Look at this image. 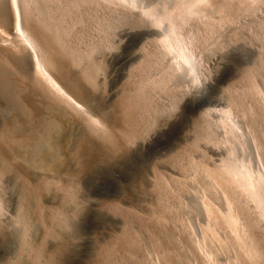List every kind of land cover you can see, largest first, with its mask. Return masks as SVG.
<instances>
[{"label":"rangeland","instance_id":"rangeland-1","mask_svg":"<svg viewBox=\"0 0 264 264\" xmlns=\"http://www.w3.org/2000/svg\"><path fill=\"white\" fill-rule=\"evenodd\" d=\"M8 1L10 0H0V6L2 7L4 4L1 11H4L2 13L5 14L3 16L0 13V18H2L0 33L5 37L6 31L9 34L13 31L11 27H14V17H10L14 16V13L9 15L10 12L12 13L13 7ZM38 1H40V5L33 3L30 5L33 12L30 10L28 14L24 11L28 15L25 13L24 16L27 17H24L26 20L23 21L27 29L36 27L33 26L36 24L35 19L38 18L36 10H34L36 6L39 8L49 6L57 12L65 7L66 15L62 26L67 30L65 39L69 46L80 50V52L86 51L87 47L95 49L92 57L99 63L100 68L96 84L90 85L82 82L84 85L86 84L89 93L96 99L98 112L96 117L101 120L100 118L103 116L101 122L105 123V127H102V130L104 129L109 138L104 139L98 133L92 132V135L90 132L91 137L87 135L88 138L90 137L89 140L85 139L87 136L83 133L85 128L83 122L75 116H71V120L69 116V122L67 117H64L63 120L66 119L68 124L74 121L75 124L70 123V125L73 124V128L67 124L65 125L66 129L60 123L59 126L54 124L58 128H51L48 139L39 145L37 151L31 150L32 147L27 146L19 150L22 145H18V148L17 144L15 147L14 145L10 146L9 141L13 139L17 142L22 137V132H14L15 134H11L10 138L2 129L5 119L13 116L15 112L14 105L10 101L8 102L7 97H4L7 104L0 105V113H2V116L0 115V137L3 139H0V264H203L205 260L207 262L204 264H207L208 260H210V264H264V220H262L264 216L261 214V208H257L259 206L257 204L255 209L254 206L257 202L253 197L250 198V191L247 190L250 188L244 189L242 186L244 192H247V195L244 193L243 196L239 183L222 168L223 161L229 157L232 150V155L235 158L248 159L251 170L256 173L260 172L262 181L264 180V134H262L264 131V101H262L264 98V0H261L262 2L260 0H257L258 2L256 0H212V2L207 0L209 4L205 0H192V4L193 1L195 2L193 5L191 0H183V2L182 0H136L134 3H129L126 0H119V2H117L118 0H107L106 3V0H102L104 2L100 0L102 2V4L100 2L102 5L100 7L99 0H97L98 6H96L95 0V2L91 0H55V2L53 0L52 2L49 0V5L48 0H44L43 4L41 0ZM180 1L182 4H179ZM113 2L116 5H112ZM119 4H122V7H119ZM201 5L205 9L199 8ZM168 6H173L172 10ZM183 6L185 7L183 8ZM216 6L221 8L223 6L224 10L222 8L220 12L221 8ZM207 7L209 13L216 7L215 12L210 13L213 15L211 19ZM146 9L152 11V16L142 13V11H147ZM185 9L190 10L188 12L191 14L186 15ZM217 9L219 10L217 11ZM172 11H175V14H172ZM216 11L217 14L220 12L222 16H224L223 11H225V15L230 12L234 17L230 14L229 17L218 15L220 18H214V20ZM167 12H170L169 14L172 16H168ZM178 12L182 15H179ZM20 13L22 15L23 11ZM196 13L203 15L195 18ZM207 13L208 15H206ZM156 15L161 18L159 25H153L154 23L151 21L152 17ZM205 15L209 18L208 20L203 19ZM190 17L195 18V21L191 22ZM139 18L143 19L142 24H140V20L138 22ZM165 18L166 20H164ZM173 18L175 22H178L179 30L185 26L183 29L187 33H183V29L179 32H182L180 33L182 36H180L184 41L186 36L188 38L185 41L187 50L190 46L191 49L198 47L199 50L201 48L199 53L197 49L189 50L194 65L200 64V66L196 65L199 70H196L194 66V71L188 74H185L181 69L175 72H180L174 77L180 76L181 78H178L183 82L177 81L180 83L176 82L178 87L176 83L174 85L175 78L172 77L174 81L168 79L164 72L168 69L166 65L168 66L170 62L173 63L175 58L172 52H167L161 40L163 34L168 32ZM148 19H150L151 25L148 23ZM220 19H223V22ZM135 21L137 24H134ZM144 21H147L149 25ZM201 21H205V23L202 24ZM207 22L210 23L207 24ZM109 23L112 25L110 26ZM8 25L11 29L7 28ZM202 28L204 31L200 34L199 29L202 30ZM190 29L192 35L188 32ZM193 29L195 30L193 31ZM197 29L200 34L198 36L195 34ZM140 33L144 34L134 45L133 42L139 39L137 35ZM10 35L12 34L10 33ZM7 36L11 39L8 42L14 39ZM195 38L197 47L194 44ZM13 41L11 44L15 45L17 42ZM8 42H3L4 44L1 45L0 40V62L10 70L12 69V72L14 71V75H8L9 78L17 79L16 77H19L21 79L24 77L28 80V74L21 72V61L25 59L28 60L27 62L31 61L29 64L32 63L33 55L29 50L31 48L25 43V45L20 43L24 47L21 51L24 50L25 53H22L18 50L19 47L15 51V46ZM160 42L162 44H159ZM198 42L202 45L199 46ZM5 44H10L14 48ZM193 44L194 47H192ZM169 53L171 54L169 55ZM167 54L172 57L168 59ZM22 55L24 56L21 57ZM164 55L166 56L164 57ZM203 55H206L207 57H204L207 59H203ZM4 57L9 60H5ZM124 57L125 59L126 57L127 59L131 58L129 63L132 65L127 63V67ZM160 57H164L165 61ZM166 57L170 61L169 63L168 61L166 63ZM200 60L203 62L201 63ZM255 62L260 67L255 65ZM66 66V70L71 76L81 80L80 67ZM254 66L257 67L254 68ZM262 67L263 69L260 70ZM52 71L56 73L54 69ZM162 71L165 74L163 78H161ZM21 73L23 76L20 77ZM33 74L35 77L37 76L34 72ZM181 75H184L183 78ZM190 76L191 80L188 78ZM33 78L31 77V79ZM184 78L186 79L182 80ZM158 79L159 82L163 80L160 83L166 84L168 80L169 83L160 85L158 82V85L155 82ZM22 80L24 81V79ZM186 80L188 81L186 82ZM28 81L32 82L30 79ZM37 81L31 86L35 101L41 104L43 102L52 103L50 99H42L38 96ZM20 84L27 87L24 83ZM155 84L158 86L157 89H154L157 87ZM149 93L150 95H148ZM148 96L152 98L150 99ZM202 97L203 100H201ZM261 97H263L262 100ZM126 100L130 102L131 119L129 121L124 119L127 105L125 106L123 102ZM175 101H177L176 105H174ZM200 101H204V105L197 107ZM146 102L148 106L145 107L146 104L143 103ZM21 104L26 106L23 101ZM202 107L204 109L200 110ZM207 107L208 109L211 107L210 111H213V108H218L215 113L214 111L211 112L212 114L209 112L208 115ZM203 113L205 114L203 115ZM26 115L27 113L21 114L19 117L16 116L15 122L19 125L22 123L24 126ZM104 115L106 116L104 117ZM206 117L210 122L206 120ZM153 118L157 123H151ZM232 118L233 120H231ZM234 118L240 128L236 126ZM146 123H151L149 127L152 124L154 127L149 128ZM204 123L207 126L203 125ZM95 126L98 129L101 128L98 123H95ZM197 128L200 131L196 130ZM207 128L213 132L208 131ZM37 131L39 130L37 129ZM127 131H133V138L130 142L128 140L125 143L121 141V135ZM140 133L143 136L139 137ZM37 134L34 140L36 142L40 141L39 135H41L39 133L37 139ZM206 134L211 137L207 136L208 139L205 140ZM218 134L219 136H216ZM222 134L225 135L224 139L221 138ZM214 137H220L221 141ZM197 138L202 141L200 142V139L198 141ZM211 138L217 140L215 141L217 146H212L214 141L210 140ZM250 138L252 146L251 142H249L250 146L248 145ZM243 141H246L247 147ZM113 142L120 143L116 145L117 150L111 151L110 145ZM228 145L230 146L228 147ZM12 147L14 148L12 149ZM241 154L243 158L240 156ZM87 158L89 159L88 165L85 164ZM255 160L259 163H256ZM23 171H26L27 179L24 178ZM34 184L40 186L41 195L38 198L37 196L31 198L27 192V187L34 186ZM207 187L211 190L214 188L218 190L210 191L209 196V190L205 194ZM225 193L229 195H225ZM219 195L226 196L228 200L223 197L224 201H222L223 198ZM249 198L253 201H250ZM204 201L203 205L209 210L202 205ZM226 202L232 212L234 210L236 213L238 212L237 218L240 217V221H243L238 226L235 222L234 229L249 226L243 228L244 232L247 231L246 236H243H250L252 244L254 241V247L256 245L258 247L255 250L246 245L249 237L242 238L240 236L242 232L239 233L238 230L236 232L223 219L221 212H225ZM201 211L204 215L200 213ZM261 215L263 217L260 219ZM237 218L235 217L236 221L239 220ZM204 219H211V221L205 222ZM210 222L212 225L213 222L215 223L213 228H210ZM206 223L209 224V230L204 227ZM200 227L204 228L200 229ZM212 229L214 230L212 231ZM217 230H221V235H217L219 233ZM207 232L212 239L207 235ZM236 233L240 234L238 236L243 239L242 243L246 239L245 245H243L247 247H243L242 243H239V240L242 239L237 238ZM205 234L208 237H205ZM226 246L228 247L226 248ZM201 254L205 255L204 258L208 257L204 260Z\"/></svg>","mask_w":264,"mask_h":264},{"label":"bare ground","instance_id":"bare-ground-1","mask_svg":"<svg viewBox=\"0 0 264 264\" xmlns=\"http://www.w3.org/2000/svg\"><path fill=\"white\" fill-rule=\"evenodd\" d=\"M42 1V4H43V2H44V0H41ZM52 2H53V0H51ZM56 1H58V0H56ZM68 1V0H67ZM91 1H94V0H91ZM96 1V2H95ZM94 2H95V4H96V6H98L97 5V0H95ZM102 1V0H101ZM100 0H99V2H98V4H100V2H101ZM126 1H128L129 3H134L136 0H126ZM141 1V0H140ZM174 1V0H173ZM244 1V0H243ZM252 1V0H251ZM257 1V0H256ZM261 1V0H260ZM8 2H11V6L13 7L12 9H13V11H12V13L10 12V14L9 15H11V14H13L14 13V16H10V17H14V24H13V26L14 27H11V28H13V31L12 32H9V34H7L8 32L6 31V37L3 35V34H1L0 33V36L1 35H3V36H1L2 38L0 39L1 40V45H3L4 43L3 42H8L9 40H11V39H9L8 38V36L7 35H9L10 36V38H14V39H12V41L13 42H17V43H15V45L14 44H11L12 43V41H10V42H8V43H10L11 45H14L15 46V51H16V49L18 48V50H22V48H24V47H22V44L20 45V43H23V45H25V44H27V45H29V48H31V49H29V50H31L32 51V54L31 55H33V58H32V63H30L29 64V62H31L30 60H29V62H27L25 59H23L22 61H21V67H22V73H24V72H26L28 75H27V77H28V80L30 79V81H32L31 83L28 81V80H26L24 77L22 78L21 76H23V74L21 73V75H20V77H21V79L19 78V77H16L17 79H15V78H9L8 77V75H12L13 74V72L10 70V68H8L6 65H4V64H2L1 62H0V80H2V81H4V82H6V89H5V96L4 97H7L8 98V102L10 101L11 103H12V105H14V107H15V112L13 113V116H11V117H9V118H7V119H5V121H4V123H3V127H2V129L5 131V133L8 135V136H10V138H11V134H15L14 132H22V137L21 138H19L18 140H17V142H15L16 140H13V139H10V141H9V145L10 146H13L14 145V147H15V144H17L16 146H17V148L19 147L18 145H22L21 147H20V149L19 150H21V149H23L22 147H25V146H27V147H32V149L31 150H34V151H37L38 149H39V145H41V143L42 142H44L46 139H48V137H49V133L51 132V130L58 124V126L61 124L62 126H64V128H65V125L67 124V125H70V123L72 122H70L69 124L66 122L67 120H68V122L70 121V119L68 118L69 116H70V118H71V120H72V117L73 116H75L77 119H79L81 122H83V125H85V128L83 129V133L87 136V135H89V133L91 132H94V133H98L99 134V136H101V137H103L104 139H108L109 138V136H107V133L104 131V129L102 130V127H105V123H103V122H101V120H103L102 119V117L100 118L101 120H99V118H97L96 117V115L98 114V112H97V104L95 103V100L96 99H94V97L91 95V93H89V88H87L86 87V84L84 85V83L82 82V81H84L85 83H88V84H94L95 82H96V80H97V77H98V75H97V73L99 72V63L97 62V61H95L94 60V58L92 57V53H93V51L95 50H93L91 47L88 49V47H87V49H86V51H82V52H80V50L78 51V50H75L74 48H72L71 46H69V44L67 43V40L65 39V37H66V35H67V30L62 26V21H63V19H64V17H65V15H66V13L64 12V9H65V7L64 6H62V7H64V9L62 10L61 9V11H54V10H52V8L51 7H44V8H39L38 6H36L35 7V9L34 10H36V16L38 17V18H36L35 20H36V24H34L33 26H36L35 28L34 27H30V28H28L27 29V27L26 26H24V25H26L25 24V22L23 23V21H25L26 19V17L28 16L27 15V13L29 14L30 12V10L32 11V7L30 8V5H31V3H33V4H39V2L40 1H38V0H10V1H8ZM48 2V5H49V0L47 1ZM54 2H55V0H54ZM94 2H93V4H94ZM102 2H104V1H102ZM102 2H101V4H102ZM106 3H107V0L105 1ZM116 2V1H115ZM115 2H113V4L112 5H116L115 4ZM117 2H119V0L117 1ZM182 2H183V0H182ZM182 2L180 1L179 2V4H182ZM205 2H208V4H209V1H207V0H205ZM210 2H212V0H210ZM246 2V1H245ZM253 2H255V1H253ZM253 2H252V4H253ZM258 2V1H257ZM262 2V1H261ZM1 4H2V2H1ZM33 4H32V6H33ZM41 4V5H42ZM99 5V7L100 6H102V5ZM122 4H124V2L122 1ZM122 4H119L120 6L119 7H122L121 5ZM171 4V3H170ZM174 4H177V2H174ZM174 4H173V6H174ZM188 4H190V2H188ZM191 4H192V0H191ZM190 4V5H191ZM193 4H195V2L193 1ZM192 4V5H193ZM200 4H202V2H200ZM199 4V5H200ZM251 4V5H252ZM40 5V4H39ZM47 5V4H46ZM185 5V4H184ZM191 5V6H192ZM206 5V4H205ZM10 6V7H11ZM78 6V5H77ZM117 6H118V4H117ZM124 6V5H123ZM130 6V5H129ZM144 6H146V5H144ZM172 6V7H173ZM180 6V5H179ZM179 6H178V8H179ZM185 6H187V4L185 5ZM185 6H183V8L185 7ZM203 5H201V6H199V8H201ZM211 6V5H210ZM4 7V4L2 5V7L0 6V13H2V12H4V11H1V9ZM6 7V6H5ZM66 7H67V5H66ZM76 7V6H75ZM134 7V6H133ZM157 7V6H156ZM171 7V6H170ZM170 7L168 6V8L170 9ZM172 7H171V10H172ZM188 7H190V6H188ZM196 7V6H195ZM198 7V6H197ZM217 7V6H216ZM216 7H214L215 9H216ZM220 6H218L217 8H219ZM127 8V7H126ZM140 8V7H139ZM167 8V7H166ZM194 8V7H193ZM199 8H195V9H199ZM202 8H204V7H202ZM221 8V7H220ZM222 8H223V10H224V7L222 6ZM222 8L220 9V12L222 11ZM11 8H9V10H10ZM11 9V10H12ZM55 9V8H54ZM60 9V8H59ZM128 9V8H127ZM143 9V8H142ZM191 9V8H190ZM205 9V8H204ZM207 9H208V7H207ZM215 9L213 10V11H211L210 13H214L215 12ZM3 10V9H2ZM4 10H6V9H4ZM130 10H131V7H130ZM147 10V9H146ZM174 10H175V7H174ZM184 10V9H183ZM183 10H179V11H183ZM186 10V9H185ZM202 10V9H201ZM219 9H217V11H218ZM21 11H23V13H22V15H21ZM24 11H26V12H24ZM113 11V10H112ZM142 11V10H141ZM188 11H190V10H188ZM187 10H186V12L187 13H185L186 15L188 14V13H190V12H188ZM192 11V10H191ZM200 11V10H199ZM203 11V10H202ZM201 11V12H202ZM217 11H216V17L214 16L213 17V19L215 18V19H219L222 15H221V13L219 12V14H217ZM226 11V10H225ZM225 11H223L222 13L224 14V16L225 17H229L228 15L230 14V16H232V17H234L233 15H232V13H230L229 12V14L227 13V15H225ZM254 11V10H253ZM33 12V11H32ZM74 12V11H73ZM140 12V11H139ZM138 12V13H139ZM207 12L209 13V9L207 10ZM25 13H26V15L27 16H24L25 15ZM34 13H35V11H34ZM70 13V12H69ZM141 13V12H140ZM142 13H144L145 15H150V16H152V11H150V10H147V11H142ZM156 14H157V12H155ZM159 13V12H158ZM168 13V12H167ZM170 13V12H169ZM168 13V14H169ZM175 14V11L173 12L172 11V14ZM179 13V12H178ZM204 13V12H203ZM208 13L206 14V15H208ZM209 13V15H210V19H211V17L213 16V15H211ZM73 14V13H72ZM144 14H141V15H144ZM172 14H169L168 16H172ZM184 14V15H185ZM191 14V13H190ZM193 14V13H192ZM202 13H196L195 15H194V17L196 18L197 16H200ZM1 15V14H0ZM2 15L4 16L5 14H3L2 13ZM138 15V14H137ZM179 15H182V14H180L179 13ZM203 15V14H202ZM206 15L205 16H203V19L205 18V19H209V18H207L206 17ZM218 15H220V17L218 16ZM224 16H222V17H224ZM7 17V16H6ZM25 17V18H24ZM143 19H144V17L143 16H141ZM162 17H163V15H162ZM175 17V16H174ZM184 17V16H183ZM192 17H193V15H192ZM192 17H190L191 18V22H193V21H195V18H192ZM209 17V16H208ZM218 17V18H217ZM231 17V18H232ZM12 18H11V20H12ZM23 18V19H22ZM71 18H73V17H71ZM124 18V17H123ZM138 19V22H139V20H140V22L143 20V19ZM151 18V17H150ZM180 18V17H179ZM187 18V17H186ZM4 19V18H3ZM178 19V18H177ZM185 19V18H184ZM199 19H201L200 17H199ZM214 19V20H215ZM145 20V19H144ZM164 20H166V18L164 19ZM175 19L173 18L172 19V22H171V24H170V26H169V23H168V26H169V29H168V32L166 33V34H163V37H162V43H163V45H164V47L166 48V50H167V52H172L173 53V57L175 58V60H174V62L172 63V62H170V61H168L167 60V57H168V59L169 58H171V57H169V55L171 54V53H169V55L166 57V63H167V61H168V63L170 62V64H168V66L166 65V67L168 68V69H166L165 71H164V69H163V71L165 72V74H167V78L169 79H174L175 80V82H174V85H175V83L177 82V81H180L181 79H179L178 77H180V76H178V77H174V75L176 74V76H177V73H180V72H177V73H175L177 70H179V69H181L185 74H188V73H190V72H193L194 71V66H195V68H196V70L198 69L199 70V68H198V66H200V64L198 65V63L197 64H195L194 65V62H193V60H192V55H191V53H190V51L189 50H193V49H197L198 47L196 46V44H195V42L197 41L196 40V38H195V41L194 40H192V41H194V44H195V46L197 47V48H192L191 49V46H190V48H188V50H187V46H185V44H187V43H185V41H186V38H187V36L186 35H188V34H186L185 36H186V38H184L185 39V41L181 38V34L180 33H182V32H179V31H181V30H179V25H178V22L176 23L175 21H174ZM193 20V21H192ZM213 20V21H214ZM223 20V19H222ZM221 19H220V21H222ZM2 21V18H0V22ZM4 21V20H3ZM5 21H7V19H5ZM4 21V22H5ZM123 21V20H122ZM137 21V20H136ZM135 21V22H136ZM150 19H148V23L150 24ZM151 21L154 23L153 25H159V23L161 22V18L158 16V15H156V16H154V17H152V19H151ZM180 21V20H179ZM181 21H182V17H181ZM181 21H180V23H181ZM185 21H186V19H185ZM187 21H188V19H187ZM196 21H197V19H196ZM230 21H231V19H230ZM232 21H233V19H232ZM124 22V21H123ZM168 22H169V19H168ZM202 22V21H201ZM212 22V21H211ZM223 22V21H222ZM227 22H228V20H227ZM11 23V22H10ZM71 23V22H70ZM112 23V22H111ZM129 23V22H128ZM144 23L146 24L147 23V21H144ZM147 23V24H148ZM179 23V24H180ZM186 23V22H185ZM184 23V24H185ZM198 23H200V21L198 20ZM203 23H205V21L204 22H202V24ZM208 23H210V22H207V24ZM217 23H219V22H217ZM216 23V24H217ZM230 23V22H229ZM3 24H5L6 25V23H3ZM12 24V23H11ZM10 24V25H11ZM131 24H133V23H131ZM134 24H137V22L136 23H134ZM134 24H133V26H134ZM140 24H142V22L140 23ZM148 24V25H149ZM183 24V23H182ZM2 25V24H1ZM109 25H110V23H109ZM112 25V24H111ZM110 25V26H111ZM129 25V24H128ZM151 25V24H150ZM186 25H188V24H186ZM190 25H191V23H190ZM190 25H188V27H190ZM106 26V25H105ZM162 26V25H161ZM180 26H182V25H180ZM193 26V25H192ZM191 26V27H192ZM197 26H198V24H197ZM203 26V25H202ZM208 26V25H207ZM1 27V26H0ZM135 27V26H134ZM159 27V26H158ZM196 27V26H195ZM194 27V28H195ZM201 27V26H200ZM199 27V28H200ZM5 28V27H4ZM3 28V29H4ZM7 28H9V25H8V27ZM11 28H9V29H11ZM67 28V27H66ZM140 28V27H139ZM163 28H165V27H163ZM193 28V27H192ZM198 28V27H197ZM3 29H1V30H3ZM166 29V28H165ZM188 29V28H187ZM196 29V28H195ZM195 29H193V31L195 30ZM160 30V29H159ZM198 30V29H197ZM200 30V34H201V32H203L204 30H203V28H202V30L201 29H199ZM199 30L198 31H196L197 33H195L197 36L198 35H200V34H198L199 33ZM209 30V29H208ZM207 30V31H208ZM183 31V33L184 32H186L187 33V31H185L184 29L182 30ZM191 31V29L190 30H188V32H190ZM2 32V31H1ZM2 33H5V32H2ZM10 33L12 34V35H10ZM139 33V32H138ZM137 33V34H138ZM145 33H147V32H145ZM193 33V32H192ZM70 34V33H69ZM68 34V35H69ZM104 34V33H103ZM144 33H140V35H137L138 36V40H135L133 43H134V45L137 43V42H139V40L141 39V37H142V35H143ZM160 34V33H159ZM158 34V35H159ZM190 34H191V32H190ZM239 34V33H238ZM154 35V34H153ZM181 35V36H180ZM184 35V34H183ZM192 35V34H191ZM196 35H194V36H196ZM12 36V37H11ZM161 36V35H160ZM184 36V37H185ZM188 36H190V35H188ZM196 36V37H197ZM6 39H5V38ZM68 37V36H67ZM146 37V36H145ZM7 38H8V40H7ZM16 38H17V40H16ZM147 38V37H146ZM157 38V36L155 37V39ZM158 38H159V36H158ZM198 39H199V37H197ZM7 40V41H5V40ZM137 39V38H136ZM188 39V38H187ZM202 39V38H201ZM218 39V38H217ZM131 40V39H130ZM160 40V41H161ZM3 41V42H2ZM133 41V40H132ZM157 41V40H156ZM155 41V42H156ZM192 41H191V43H192ZM198 41H200V40H198ZM25 43V44H24ZM161 42L159 43V44H162ZM199 43V42H198ZM10 44H5V45H9L10 47H12ZM112 44V43H111ZM194 44H193V46L192 47H194ZM21 47H20V46ZM128 45H129V43H128ZM158 45V44H157ZM198 45V44H197ZM200 45H202V44H200L199 43V46ZM6 46V47H7ZM94 46V45H93ZM100 46V45H99ZM161 46V45H160ZM95 47V46H94ZM109 47V46H108ZM112 47H113V45H112ZM164 47H162V48H164ZM12 48H14V47H12ZM156 48L158 49V46H156ZM26 49V48H25ZM101 49V48H100ZM201 48H199V50H200ZM17 50V51H18ZM113 50V49H112ZM198 50V49H197ZM199 50H198V53H199ZM24 51V50H23ZM23 51H21L22 53H25V52H23ZM98 51V50H97ZM97 51H95V52H97ZM159 51V50H158ZM163 51V50H162ZM161 51V52H162ZM196 50H194V52H195ZM213 51V50H212ZM19 52V51H18ZM21 52H19V53H21ZM160 52V51H159ZM197 52V51H196ZM16 54V53H15ZM94 54V53H93ZM128 54V53H127ZM126 54V55H127ZM160 54V53H159ZM165 54H166V52H165ZM203 54H204V51H203ZM7 55V54H6ZM5 55V56H6ZM18 55V54H17ZM125 55V56H126ZM196 55H198L197 53H196ZM195 55V56H196ZM201 55H202V52H201ZM8 56V55H7ZM24 55H22L21 57H23ZM93 56H95L96 57V55H93ZM161 56H162V54H161ZM166 55H164V57H165ZM200 56V55H199ZM199 56H198V58H199ZM204 56H206V55H203V59L205 58ZM1 57V56H0ZM10 57V56H9ZM129 57V56H128ZM164 57H160V59L162 58H164ZM207 57V56H206ZM4 58H6L5 60H7V57H4ZM25 58V57H24ZM196 58V57H195ZM197 58V59H198ZM11 59V58H10ZM13 59V58H12ZM123 59H125V57L123 58ZM196 59V60H197ZM205 59H207V58H205ZM9 60V59H8ZM7 60V61H8ZM132 59L131 58H129V59H127V57H126V59H125V63H126V66H127V63H129L130 61H131ZM124 61V60H123ZM163 61H165L164 59H163ZM197 62H198V60H197ZM200 62L202 63L203 62V60H200ZM10 63V62H9ZM172 63V64H171ZM196 63V62H195ZM206 63V62H205ZM256 63V62H255ZM254 63V64H255ZM257 63H258V61H257ZM257 63L255 64V65H257ZM130 65H132L131 63H129ZM128 64V65H129ZM204 64V63H203ZM15 65V64H14ZM17 66H19L18 64H16ZM66 65H68L69 67H73V66H76V67H80V70H81V80L80 79H78L77 77L75 78V77H73V76H71L69 73H68V71L66 70V68H67V66ZM129 65V66H130ZM196 65H198V66H196ZM202 65V64H201ZM261 65V64H260ZM16 66V67H17ZM123 66V65H122ZM258 67H260L259 65H257ZM257 66H254V68H256ZM262 66V65H261ZM128 67V66H127ZM131 67V66H130ZM162 67V66H161ZM163 67H165V65H163ZM202 67H203V65H202ZM253 67H252V69H254ZM26 69V70H25ZM55 70L56 71V73H53V71L52 70ZM155 69V68H154ZM202 69V68H201ZM259 69V68H258ZM258 69H256L257 71H258ZM263 69V67L262 68H260V70H262ZM159 70V69H158ZM162 70V69H161ZM163 71H162V77L161 78H163V76L165 75L164 73H163ZM33 72L37 75L36 77H35V75L33 74ZM167 72V73H166ZM254 72H256V71H254ZM17 73V72H16ZM199 73V72H198ZM198 73H197V76H198ZM249 73V72H248ZM259 73V72H258ZM32 74H33V76H32ZM156 74V73H155ZM255 74H257V73H255ZM14 75V74H13ZM178 75H180V74H178ZM182 76V75H181ZM184 76V75H183ZM183 76H182V78H183ZM200 76H202V75H200ZM31 77H34L33 79H31ZM172 77H174V78H172ZM36 78V79H35ZM167 78H165V79H167ZM176 78H177V80H176ZM181 78V77H180ZM188 78H190V80H191V76L190 77H188ZM200 78V77H199ZM22 79H24V81L22 80ZM148 79V78H147ZM160 79V78H159ZM159 79H158V81H155L157 84H158V82H159ZM179 79V80H178ZM186 78H184V79H182V80H185ZM36 80H38L37 81V83H38V91H37V94H38V96H40V97H42V99L43 98H45V99H47V100H51L52 101V103L51 102H43L42 104L41 103H38V102H36L35 101V99H34V97H33V93H32V87L31 86H33L32 85V83H34V82H36ZM162 80V79H161ZM172 80H170V82H173ZM163 81V80H162ZM162 81H160V82H162ZM169 81V80H168ZM167 81V83H169ZM188 80H186V82H187ZM196 81V80H195ZM153 82V81H152ZM159 82V83H160ZM20 83H24V84H26L27 85V87H23V85H21ZM154 83V82H153ZM152 83V84H153ZM166 83V84H167ZM177 83H179V82H177ZM177 83H176V86H177ZM180 83H183V82H181L180 81ZM179 83V84H180ZM191 83V82H190ZM96 84V83H95ZM162 84H165V83H160V85H162ZM165 84V85H166ZM178 84V85H179ZM185 84V83H184ZM26 85H24V86H26ZM156 85V84H155ZM159 85V84H158ZM153 86V85H152ZM151 86V87H152ZM157 86V85H156ZM164 86V85H163ZM184 86V85H183ZM155 87V86H154ZM178 87V86H177ZM180 87V86H179ZM214 87V86H213ZM153 88V87H152ZM151 88V89H152ZM158 88V86L156 87V88H154V89H157ZM210 88H211V86H210ZM148 89V88H147ZM150 89V90H151ZM149 90V91H150ZM187 90V89H186ZM153 91V90H152ZM152 91H151V93H152ZM184 91V90H183ZM91 92V91H90ZM93 92H94V90H93ZM259 92V91H258ZM22 93V94H21ZM186 93V92H185ZM205 93V92H204ZM36 94V95H37ZM148 95H150V93L148 94ZM263 95V94H262ZM152 96V95H151ZM196 96H197V94H196ZM205 96H206V94H205ZM264 96V95H263ZM36 97V96H35ZM204 97V96H203ZM203 97H202V99L201 100H203ZM6 98V99H7ZM148 98H150L149 96H148ZM152 98V97H151ZM150 98V99H151ZM205 98V97H204ZM262 98L263 97H261V100H262ZM20 99H21V101H23V102H25L26 103V106H22V104H21V101H20ZM143 99V98H142ZM177 99V98H176ZM5 100V99H4ZM132 100H134V99H132ZM262 101H264V98H263V100ZM141 102V101H140ZM10 103V104H11ZM124 104H125V106H126V109H127V112L125 111V113H124V119L125 120H127V121H129L131 118H130V102H128L127 100H126V102H123ZM133 103V102H132ZM136 103V102H135ZM175 104L174 105H176V103H177V101H175L174 102ZM206 103H208V102H206ZM263 103V102H262ZM5 104H7L6 102H5ZM9 104V103H8ZM138 104V103H137ZM140 104V103H139ZM143 104H146L145 105V107L146 106H148L147 105V102L146 103H143ZM198 104V103H197ZM11 105V106H12ZM170 105V104H169ZM173 105V104H172ZM204 105V101H200V103L197 105V107H201V106H203ZM216 106V105H215ZM7 107V106H6ZM144 107V106H143ZM213 107V106H212ZM221 107V106H220ZM224 107V106H223ZM3 108H5L4 106H3ZM10 108V107H9ZM12 108V107H11ZM171 108V107H170ZM177 108V107H176ZM216 108H218V107H216ZM216 108H213V111H214V113H215V110H216ZM228 108V107H227ZM14 109V108H13ZM16 109H18V110H16ZM27 109V110H26ZM196 110H197V108H195ZM203 110L204 108L202 107V108H200V110ZM210 110H211V107L209 108ZM208 109V107H207V111L209 110ZM220 109V108H219ZM5 110V109H4ZM99 110V109H98ZM133 110V109H132ZM137 110V109H136ZM145 110V109H144ZM149 110V109H148ZM205 110H206V108H205ZM204 110V112H206ZM208 111V115H209V112H210V114H212L211 112H213V111ZM223 110V109H222ZM224 110H225V108H224ZM11 111V110H10ZM67 111H69V112H67ZM145 111H147V110H145ZM163 111V110H162ZM217 111V110H216ZM220 111V110H219ZM12 112V111H11ZM225 112V111H224ZM233 112V111H232ZM27 113V115H26V119L24 120V122L26 121V124L23 126L22 125V123H20L21 125H19V124H17V122H15V120L17 119V117L16 116H18L19 117V115H21V114H23V115H25ZM52 113V114H51ZM69 113V114H68ZM72 113V114H71ZM134 113H136V112H134ZM147 113V116L149 117V115H148V112H146ZM228 113V112H227ZM205 113H203V115H204ZM217 114V113H216ZM220 114V113H219ZM229 114V113H228ZM101 115V114H100ZM224 115H225V113H224ZM236 115V114H235ZM2 116V115H1ZM72 116V117H71ZM106 115H104V117H105ZM138 116V115H137ZM212 116V115H211ZM64 117H67L65 120H63L64 119ZM139 117V116H138ZM155 117V116H154ZM165 117V116H164ZM167 117V116H166ZM205 117V116H204ZM223 117H226V116H223ZM222 117V118H223ZM236 117V116H235ZM144 118V117H143ZM157 118V117H156ZM215 118V117H214ZM213 118V119H214ZM218 118H219V115H218ZM238 118V117H237ZM77 119H76V121H77ZM148 119V118H147ZM209 119V118H208ZM235 120H236V118H234ZM78 120V122H80ZM156 120V119H155ZM154 120V118H153V121H151V123L152 122H155V123H157L156 121ZM206 120H207V117H206ZM222 120V119H221ZM231 120H233V118L231 119ZM19 121H20V119H19ZM140 121H142V120H140ZM208 122H210L209 120H207ZM224 121V120H223ZM230 121V120H229ZM239 121V120H238ZM64 122H66L65 124H64ZM80 122V123H81ZM203 122V121H202ZM225 122V121H224ZM237 120L235 121V124H236V126L238 127V128H240V126H238L237 125ZM60 123V124H59ZM72 123H74V121L72 122ZM95 123H98V125L99 126H101L100 124H104V125H102L101 126V128L99 127V129L97 128V126H95ZM151 123H149V124H147L148 125V127H149V125L151 124ZM155 123H154V125H155ZM221 123V122H220ZM233 123H234V121H233ZM239 123V122H238ZM54 124H56V125H54ZM64 124V125H63ZM75 124V123H74ZM132 124V123H131ZM131 124H130V127H131ZM209 124V123H208ZM211 124V123H210ZM229 124V123H228ZM235 124H232V125H235ZM136 125H138V124H136ZM139 125H140V123H139ZM138 125V126H139ZM203 125H205V123L203 124ZM72 128H73V124L72 125H70ZM80 126V125H79ZM144 126V125H143ZM199 126V125H198ZM205 126H207V124L205 125ZM204 126V127H205ZM209 126V125H208ZM210 126H213V125H210ZM70 127V128H71ZM134 127H135V125H134ZM151 128H153L154 126H153V124H152V126H150ZM149 127V128H150ZM196 127H197V125H196ZM195 127V128H196ZM200 127V126H199ZM224 127V126H223ZM234 127V126H233ZM236 127V128H237ZM52 128V129H51ZM56 128V127H55ZM58 128V127H57ZM56 128V129H57ZM80 128V127H79ZM209 128V127H208ZM207 128V129H208ZM211 128H213V127H211ZM227 128V127H226ZM236 128H234V129H236ZM37 129L40 131L41 130V132H39V131H37ZM66 129V128H65ZM131 129V128H130ZM137 129H139V128H137ZM201 129V128H200ZM210 129V128H209ZM208 129V131H212L213 132V130H209ZM230 129H231V127H230ZM64 130V129H63ZM142 130V129H141ZM144 130H145V127H144ZM196 130H199V128H197ZM195 130V131H196ZM202 130V129H201ZM233 130V129H232ZM240 130V129H239ZM68 131V130H67ZM66 131V132H67ZM136 131V130H135ZM134 131V132H135ZM200 131V130H199ZM204 131V130H203ZM206 131V130H205ZM207 131V132H208ZM236 131V130H235ZM238 131V130H237ZM241 131V130H240ZM239 131V132H240ZM41 134V135H39V133ZM133 132V131H132ZM131 131L130 132H123L122 133V135H121V141H123V142H127L128 140H129V142H130V140L133 138V133H132ZM211 132V133H212ZM242 132V131H241ZM263 133L262 134H264V131H262ZM38 133V134H37ZM63 133H64V131H63ZM69 133V132H68ZM143 133V132H142ZM196 133V132H195ZM200 133V132H199ZM206 133V132H205ZM210 133V134H211ZM215 134H217L216 132H214ZM219 133H221V132H219ZM36 134H37V139H38V135L40 136V141L39 140H37L38 142H36V141H34L35 140V136H36ZM193 134V133H192ZM203 134H204V132H203ZM202 134V135H203ZM225 134V133H224ZM228 134V133H227ZM238 134V133H237ZM242 134H243V132H242ZM92 135H93V133H92ZM197 135V134H196ZM205 135V134H204ZM203 135V136H204ZM223 135V134H222ZM241 135V134H240ZM90 137H91V135H89ZM113 136V135H112ZM136 136V135H135ZM140 136H143V134L141 135V133H140V135H139V137ZM199 136H200V134H199ZM207 134H206V137H205V140H206V138H207ZM216 136H219V134L218 135H216ZM225 135H223V136H221V138H223ZM82 137V136H81ZM89 137V138H90ZM208 137H211V136H208ZM242 137V136H241ZM13 138H14V136H13ZM83 138V137H82ZM89 138H88V136L85 138V139H88L89 140ZM93 138V137H92ZM135 138V137H134ZM137 138H138V136H137ZM213 138V137H212ZM210 139V140H213L214 141V143L212 144V146L213 145H215V146H217L215 143V141H217V140H215V139ZM214 138H217V139H219L218 137H214ZM239 138H240V136H239ZM244 138V137H243ZM264 138V137H263ZM0 139H2L1 137H0ZM15 139V138H14ZM103 139V140H104ZM136 139V138H135ZM200 139V138H199ZM199 139L197 138V140L199 141ZM208 139V138H207ZM224 139V138H223ZM3 140V139H2ZM134 140V139H133ZM195 140H196V138H195ZM210 140H208L209 141V143H211L210 142ZM220 140V139H219ZM236 140V139H235ZM254 140V139H253ZM202 141V139H200V142ZM207 141V142H208ZM221 141V140H220ZM240 141V140H239ZM252 140H251V138H250V140H248V145H249V142H251ZM106 142V141H105ZM125 142V143H126ZM204 142H206V141H204ZM203 142V143H204ZM224 142V141H223ZM237 142V141H236ZM2 143H4L3 141H2ZM76 143V142H75ZM74 143V144H75ZM120 142H117V143H112L111 145H110V150L111 151H113L114 149H116V145H118ZM240 143H241V141H240ZM243 143H244V145H245V147H247L248 145H247V143H246V141H243ZM80 144V143H79ZM123 144V143H122ZM234 144V143H233ZM237 144H239V142L237 143ZM77 145V144H76ZM208 145V144H207ZM242 146H244L243 144H241ZM250 145L252 146V142L250 143ZM249 145V146H250ZM256 145H257V143H256ZM1 146H3V145H1ZM4 146H5V144H4ZM107 146V145H106ZM230 145H228V147H229ZM240 146V144L238 145V147ZM258 146V145H257ZM14 147H12V149L14 148ZM119 147V146H118ZM263 147V146H262ZM16 148V149H17ZM42 148V147H41ZM155 148V147H154ZM232 148V147H231ZM237 148V147H236ZM16 149H14V150H16ZM53 149V148H52ZM84 149V148H83ZM27 149L25 148V151H26ZM30 150V149H29ZM30 150V151H31ZM82 150V149H81ZM117 150V149H116ZM252 150V149H251ZM17 151V150H16ZM24 151V150H23ZM255 151V150H254ZM20 152V151H19ZM232 150H231V152H230V155H229V157H227L224 161H223V163H222V168L224 169V171L227 173V174H230L231 176H233L235 179H236V182H238L239 183V188H240V186H241V188L240 189H242L243 187H244V189L247 187V188H250V189H247V190H249L250 191V198H252L253 197V199L255 200V202H257V203H255V209H256V205L258 206L257 208H261V214L264 216V180L262 181V177H261V175L259 174V173H256L255 171L253 172L252 170H251V168H250V161L248 160V159H238L239 157H237V158H235L233 155H232ZM16 153V152H15ZM236 153V152H235ZM241 153V152H240ZM255 153V152H254ZM18 154V153H17ZM47 155V154H46ZM242 158H243V156H242V154L240 155ZM248 156V155H247ZM246 156V157H247ZM258 158V157H257ZM255 159V158H254ZM42 160V159H41ZM44 160H46V158H44ZM24 161H25V159H24ZM43 161V160H42ZM256 161V163H259V162H257V160H255ZM13 162H15V161H13ZM88 163H89V159L87 158V159H85V164H87L88 165ZM40 165H42V164H40ZM257 165V164H256ZM258 168H259V166H257ZM256 167V168H257ZM262 167V166H261ZM255 168V167H254ZM263 169V168H262ZM261 169V170H262ZM260 170V169H259ZM24 172V178L25 179H27V173H26V171H23ZM262 172V171H261ZM262 174V173H261ZM38 176V175H37ZM264 176V175H263ZM29 178V177H28ZM59 180V179H58ZM49 182V181H48ZM69 182V181H68ZM64 183V182H63ZM62 183V184H63ZM37 184V183H36ZM66 184V183H65ZM27 185H28V183H27ZM60 185V184H59ZM73 185V184H72ZM66 186V185H65ZM76 186V185H75ZM243 186V187H242ZM39 187L40 186H38V185H35L34 184V186H30V187H27V192H28V194H29V196H31V198H32V196H37V198H38V196H40L41 194H40V189H39ZM68 187V186H67ZM66 187V188H67ZM72 187H74V186H72ZM216 187V186H215ZM62 188V187H61ZM64 188V187H63ZM68 188H70V187H68ZM65 189V188H64ZM70 189H72V188H70ZM70 189H68L69 191H70ZM74 189V188H73ZM217 189V188H216ZM215 188L214 189H212V190H216ZM244 189H242V191H243V196H244V193L247 195V192H244L245 190ZM208 190H209V192H208ZM211 189H209L208 187H207V191H206V189H205V194H207V192L209 193V196H210V191H212ZM218 190V189H217ZM239 190V189H238ZM66 191H67V189H66ZM76 192H77V190H76ZM213 192V191H212ZM68 193V192H67ZM249 193V192H248ZM74 194V193H73ZM200 195H201V193H200ZM225 195H229V194H226L225 193ZM252 195V196H251ZM220 197L222 196V195H219ZM201 197V196H200ZM218 197V196H217ZM224 196H222V198H223ZM247 197V196H246ZM30 198V197H29ZM215 198V197H214ZM225 199H227L228 200V198H226V196L224 197ZM224 198L222 199V201H224ZM249 198V199H250ZM200 199V198H199ZM210 199H212V198H210ZM31 200V199H30ZM252 199H250V201H251ZM253 201V200H252ZM200 202V201H199ZM202 202H203V200H202ZM233 202V201H232ZM249 202V201H248ZM225 203V202H224ZM231 203V202H230ZM230 203H229V205H230ZM251 203V202H250ZM253 203V202H252ZM203 204H205V201H204V203H202V205ZM215 204V203H214ZM218 204H220V203H218ZM228 203L226 202V205H227ZM217 205V204H216ZM220 205H222V204H220ZM40 206V205H39ZM197 206V205H196ZM203 206H205V205H203ZM225 206V205H224ZM234 206V205H233ZM232 206V207H233ZM198 207H199V204H198ZM206 207V206H205ZM222 207V206H221ZM229 207L230 206H226L225 207V212L223 213V212H221L223 215H222V217H224L223 219L228 223L227 225H230L233 229H234V223L235 222H237V226L238 225H241V221H240V217L239 218H237V213L235 212V210H234V212L236 213L235 215H234V212H232V210L231 209H229ZM235 207H237L236 205H235ZM27 208V207H26ZM32 208V207H31ZM207 208V207H206ZM259 208V209H260ZM200 209V208H199ZM202 209V208H201ZM200 209V210H201ZM208 209V208H207ZM258 209V212L260 211ZM209 210V209H208ZM222 210H223V207H222ZM222 210H220V211H222ZM2 211V210H1ZM4 211V210H3ZM204 211V210H203ZM207 212V211H206ZM200 213H202L203 214V212L201 211ZM209 213V212H208ZM208 213H207V215H208ZM260 213V212H259ZM65 215V214H64ZM204 215V214H203ZM206 215V214H205ZM259 216V218L261 217H263V216ZM207 218H208V216H206ZM215 217V216H214ZM220 217V216H219ZM235 217L237 218V219H239L238 221H236L235 220ZM209 218H210V216H209ZM217 219H218V217H216ZM243 218V217H242ZM260 218V219H261ZM209 220V219H208ZM208 220H206V219H204V221L206 222H209V221H211V219L208 221ZM244 220V219H243ZM262 220H264V218H262ZM203 221V222H204ZM202 222V223H203ZM204 222V223H205ZM240 224H239V223ZM261 222V221H260ZM211 224V226H210V228L212 227L213 228V225L215 224L214 222H213V225H212V222H210ZM242 223H243V221H242ZM219 224V223H218ZM222 224V223H221ZM220 224V225H221ZM209 224L208 223H206V225L204 226L206 229H208L209 230V226H208ZM215 226V225H214ZM204 227H200V229L201 228H204ZM217 227V226H216ZM230 227V228H231ZM244 227H249V226H244ZM243 226L242 227H240L241 228V230H243V228H244ZM237 228V227H236ZM239 228V229H240ZM216 229V228H215ZM219 229V228H218ZM232 229V230H233ZM238 228L235 230L236 232H237V230L239 231V233L240 232H242V235H240L239 233H236V237L238 236V234L243 238H248V240L249 241H247V243H246V245L247 246H249V248H254V250H255V248H258L257 247V245L254 247V241H253V244H252V240L250 239V236L248 235V237H245L246 236V232L247 231H245L244 232V230L243 231H241V230H239ZM203 230H205V229H203ZM203 230L201 231V233L203 232ZM211 230V229H210ZM214 229H212V231H213ZM207 231V230H206ZM218 231V230H217ZM221 231V230H220ZM220 231H218L219 233L217 234V235H219L220 234ZM205 232V231H204ZM233 233H234V231H232ZM243 232H244V234H243ZM216 233V232H215ZM207 235H208V232H207ZM221 235V234H220ZM233 235V236H234ZM243 235H245V236H243ZM203 236V235H202ZM201 236V237H202ZM209 237H210V235H208ZM208 236H206V234H205V237H208ZM224 236V235H223ZM223 236H222V238H223ZM240 236H238L237 238H241ZM204 237V236H203ZM232 237V236H231ZM211 238V237H210ZM209 238V239H210ZM215 238V237H214ZM230 238V237H229ZM233 239H234V237H232ZM237 238H235L236 240H237ZM241 238V239H242ZM251 238H252V236H251ZM208 239V240H209ZM212 239V238H211ZM218 239H221V238H218ZM246 239H244L245 241H244V243L246 242ZM207 240V239H206ZM213 241V240H212ZM222 241H224L223 239H222ZM225 241H227V240H225ZM199 242H201V241H199ZM198 242V243H199ZM236 242H238V240L236 241ZM242 243L243 242V239L240 241L239 240V243ZM240 243V244H241ZM244 243H242L241 245L243 246V247H247V246H244L245 244ZM256 243V242H255ZM213 244H215V243H213ZM220 244H222V243H220ZM219 244V245H220ZM226 244V243H225ZM244 244V245H243ZM197 245V244H196ZM201 245V244H200ZM199 245V246H200ZM224 245V244H223ZM227 245V244H226ZM201 246H203V245H201ZM225 246V245H224ZM228 246H226V248H227ZM62 248V247H61ZM202 248V247H201ZM205 248V247H204ZM206 250V249H205ZM204 250V251H205ZM208 250V249H207ZM222 250V249H221ZM257 250H259V249H257ZM251 251H252V249H251ZM202 252V251H201ZM207 252V251H206ZM253 252V251H252ZM257 252V251H256ZM152 253V252H151ZM197 253V252H196ZM208 253V252H207ZM219 253H221L220 251H219ZM253 253H255V252H253ZM252 253V254H253ZM200 254V253H199ZM213 254V253H212ZM202 255V254H201ZM200 256V255H199ZM203 256V255H202ZM205 256V255H204ZM204 256H203V258H204ZM201 257V256H200ZM206 257H208V256H206ZM205 257V258H206ZM210 257V256H209ZM197 258V257H196ZM205 258H204V260H205ZM210 259V258H209ZM213 259V258H212ZM235 259V258H234ZM201 260H202V258H201ZM214 260V259H213ZM209 262H210V260H208ZM205 262H207V260H205L204 261V263ZM208 262V263H209ZM216 262V261H215ZM203 263V264H204ZM207 263V264H208ZM162 264V263H161ZM210 264V263H209Z\"/></svg>","mask_w":264,"mask_h":264},{"label":"snow or ice","instance_id":"snow-or-ice-1","mask_svg":"<svg viewBox=\"0 0 264 264\" xmlns=\"http://www.w3.org/2000/svg\"><path fill=\"white\" fill-rule=\"evenodd\" d=\"M6 82L0 80V105L5 104L4 96H5ZM2 115V113H0Z\"/></svg>","mask_w":264,"mask_h":264}]
</instances>
